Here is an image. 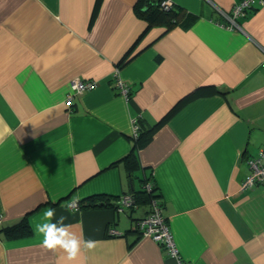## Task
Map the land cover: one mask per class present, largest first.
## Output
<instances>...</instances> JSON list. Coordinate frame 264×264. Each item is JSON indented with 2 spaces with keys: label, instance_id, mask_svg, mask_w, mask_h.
Masks as SVG:
<instances>
[{
  "label": "crops",
  "instance_id": "1",
  "mask_svg": "<svg viewBox=\"0 0 264 264\" xmlns=\"http://www.w3.org/2000/svg\"><path fill=\"white\" fill-rule=\"evenodd\" d=\"M158 1L0 0V264H68L34 234L48 208L98 242L72 264H178L133 230L145 184L183 264H264V189H241L264 147V8L238 31L218 9L241 0H171L178 22L149 25ZM76 79L96 85L69 105ZM124 195L123 211L65 207ZM23 220L29 235H4Z\"/></svg>",
  "mask_w": 264,
  "mask_h": 264
},
{
  "label": "built area",
  "instance_id": "2",
  "mask_svg": "<svg viewBox=\"0 0 264 264\" xmlns=\"http://www.w3.org/2000/svg\"><path fill=\"white\" fill-rule=\"evenodd\" d=\"M210 1V0H209ZM257 4L264 8V0H241L237 4H234L229 10L218 9L222 19L223 26L230 30H241L238 23V19L247 16L249 12L253 10V6ZM172 5L171 0H162L161 6L166 9ZM264 65V64H262ZM118 87L120 94L127 96L128 89L118 80ZM96 83L94 81H80L72 80L69 86V93L67 95L66 101L70 105L75 96L81 95L82 93L91 90L95 87ZM138 120H132V136L135 137L138 132ZM249 173L246 175L241 184L242 190H249L254 187H261L264 189V147H262L257 156L248 159ZM151 184L144 185L145 193H152L150 201V210L148 213L133 223V230L137 232L140 236L148 237L154 242L162 246L165 252L178 259V264H183L179 258V250L175 245L172 232L168 223L162 215V206L159 200L155 197L152 191ZM134 203L133 198L130 195H124L117 201L116 209L118 211H123L127 207H132ZM79 208V204L75 209ZM111 234H119L116 230L110 229Z\"/></svg>",
  "mask_w": 264,
  "mask_h": 264
},
{
  "label": "clouds",
  "instance_id": "3",
  "mask_svg": "<svg viewBox=\"0 0 264 264\" xmlns=\"http://www.w3.org/2000/svg\"><path fill=\"white\" fill-rule=\"evenodd\" d=\"M78 200H73L66 204L69 210L78 206ZM66 217L56 216L54 208H48L43 212L39 222L34 225V234L42 237L40 247L57 251L62 250L68 264L75 262L81 255L82 251H92L97 246V241L92 239L85 240L71 230L72 225L65 223Z\"/></svg>",
  "mask_w": 264,
  "mask_h": 264
},
{
  "label": "trees",
  "instance_id": "4",
  "mask_svg": "<svg viewBox=\"0 0 264 264\" xmlns=\"http://www.w3.org/2000/svg\"><path fill=\"white\" fill-rule=\"evenodd\" d=\"M144 13H141L143 17H145L146 21L149 25L151 24H158L163 23L167 27H172L178 22V18L183 13L181 9L175 8L173 4L169 7L164 9L161 6V1H158L157 3L153 4L152 7H146L145 10H143ZM138 132L135 137H133L135 143H137L140 138L143 136L144 132H142V126L138 121ZM154 192V190L152 189ZM148 193H145L147 199L149 200ZM150 196H152V193H149ZM101 200L99 203L98 201ZM110 199L106 198L104 196H96V197H90L87 200L81 201L79 204V207L81 208H94V207H105V206H117V202H112L110 204ZM31 233V229L29 225L23 220L22 222L18 223L17 225L8 228L4 230V235L9 238H18L27 236Z\"/></svg>",
  "mask_w": 264,
  "mask_h": 264
},
{
  "label": "water",
  "instance_id": "5",
  "mask_svg": "<svg viewBox=\"0 0 264 264\" xmlns=\"http://www.w3.org/2000/svg\"><path fill=\"white\" fill-rule=\"evenodd\" d=\"M146 7H147V6H145L143 10H145V9H146Z\"/></svg>",
  "mask_w": 264,
  "mask_h": 264
}]
</instances>
